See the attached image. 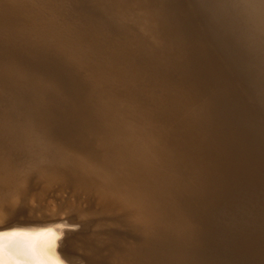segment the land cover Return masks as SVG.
Instances as JSON below:
<instances>
[{"label":"bare ground","instance_id":"obj_1","mask_svg":"<svg viewBox=\"0 0 264 264\" xmlns=\"http://www.w3.org/2000/svg\"><path fill=\"white\" fill-rule=\"evenodd\" d=\"M221 4L0 0V231L21 234L6 237V260L190 264L199 245L248 247L165 218L174 107L202 122L173 130L191 151L222 139L221 156L234 154L207 117L213 93L264 126L263 45L249 48Z\"/></svg>","mask_w":264,"mask_h":264},{"label":"rangeland","instance_id":"obj_2","mask_svg":"<svg viewBox=\"0 0 264 264\" xmlns=\"http://www.w3.org/2000/svg\"><path fill=\"white\" fill-rule=\"evenodd\" d=\"M221 2L219 12L227 8L231 11L234 19L230 25L234 31L239 29L244 43L249 48L261 43L264 48V0ZM212 95L207 117L209 121L225 123L234 154L221 156L222 139H195L197 147L188 149L186 139L173 134V130L177 125L198 132L203 129L202 122L192 113L174 107L175 126L172 131L166 130L163 139L166 170L173 174L166 178L165 218L168 222L176 217H182V222L195 218L204 236L212 232L214 243L242 242L248 246L227 253L214 249L204 253L199 245L190 256V264H238L232 259L237 255L264 264V126L255 122L252 111L239 114L233 102L216 93ZM248 153L257 159L249 163ZM63 195L58 192V196ZM207 222L211 225L204 230Z\"/></svg>","mask_w":264,"mask_h":264},{"label":"snow or ice","instance_id":"obj_3","mask_svg":"<svg viewBox=\"0 0 264 264\" xmlns=\"http://www.w3.org/2000/svg\"><path fill=\"white\" fill-rule=\"evenodd\" d=\"M21 235L20 233L17 232H10V233H5L3 231H0V264H12L11 260H6V248H5V239L6 237L8 238H13ZM9 255H11L9 253ZM53 264H56V262H53Z\"/></svg>","mask_w":264,"mask_h":264}]
</instances>
